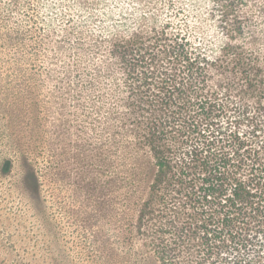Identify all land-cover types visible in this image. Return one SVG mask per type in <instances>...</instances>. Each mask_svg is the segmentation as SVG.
I'll return each mask as SVG.
<instances>
[{"label":"trees","instance_id":"16d2710c","mask_svg":"<svg viewBox=\"0 0 264 264\" xmlns=\"http://www.w3.org/2000/svg\"><path fill=\"white\" fill-rule=\"evenodd\" d=\"M254 1L188 0L195 18L178 25L158 22L164 10H185L173 0L144 14L121 6L116 17L106 9L88 39L72 28L79 61L61 95L72 92L81 109L90 95L104 116L95 143L107 138L124 157L127 214L153 264H264V61L254 23L263 5ZM204 3L217 30H206ZM32 159L27 180L39 191ZM0 161L10 173L11 157Z\"/></svg>","mask_w":264,"mask_h":264},{"label":"rangeland","instance_id":"374dc122","mask_svg":"<svg viewBox=\"0 0 264 264\" xmlns=\"http://www.w3.org/2000/svg\"><path fill=\"white\" fill-rule=\"evenodd\" d=\"M152 1L154 8L149 0H0V160L13 161L7 174L0 165V264H153L127 214L124 157L107 138L95 143L94 123L104 116L90 108V95L83 109L72 92L61 95L79 61L74 25L88 39L106 9L144 14L169 2ZM173 1L185 10H164L158 22L195 18L188 0ZM257 4L264 61V0L250 8ZM207 8H199L206 30H217ZM28 157L40 166L39 191L27 180Z\"/></svg>","mask_w":264,"mask_h":264}]
</instances>
